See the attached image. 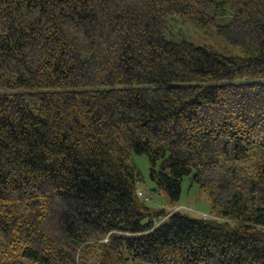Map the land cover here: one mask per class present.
<instances>
[{
  "label": "trees",
  "instance_id": "1",
  "mask_svg": "<svg viewBox=\"0 0 264 264\" xmlns=\"http://www.w3.org/2000/svg\"><path fill=\"white\" fill-rule=\"evenodd\" d=\"M146 263L264 264V0H0V264Z\"/></svg>",
  "mask_w": 264,
  "mask_h": 264
},
{
  "label": "rangeland",
  "instance_id": "2",
  "mask_svg": "<svg viewBox=\"0 0 264 264\" xmlns=\"http://www.w3.org/2000/svg\"><path fill=\"white\" fill-rule=\"evenodd\" d=\"M217 22L224 23L221 19ZM181 20H173L171 22L172 30L167 37L174 40H188L196 45L207 47L211 50L232 56H244L246 53L242 48L229 44L212 25L199 27ZM132 162H134L141 172V180L138 188L142 189L146 195L151 197L147 201L148 206L155 209H165L173 211L180 209L183 213L194 218H200L203 215H213L216 211L208 198L201 193L197 183H193L191 176H185L182 181V193L180 199L171 202L168 195L163 190H156L155 182L151 177V162L147 154H132ZM218 216L217 214H214ZM148 264V263H146Z\"/></svg>",
  "mask_w": 264,
  "mask_h": 264
},
{
  "label": "built area",
  "instance_id": "3",
  "mask_svg": "<svg viewBox=\"0 0 264 264\" xmlns=\"http://www.w3.org/2000/svg\"><path fill=\"white\" fill-rule=\"evenodd\" d=\"M139 194H141V195H143V196H145V193H143L142 191H140V193ZM146 199H148L149 198V196H147V197H145ZM204 218H208V216L207 215H204Z\"/></svg>",
  "mask_w": 264,
  "mask_h": 264
}]
</instances>
